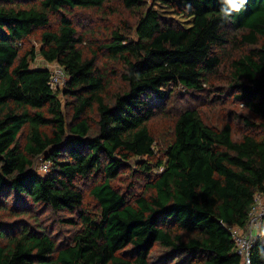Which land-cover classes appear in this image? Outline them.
<instances>
[{"label":"trees","instance_id":"16d2710c","mask_svg":"<svg viewBox=\"0 0 264 264\" xmlns=\"http://www.w3.org/2000/svg\"><path fill=\"white\" fill-rule=\"evenodd\" d=\"M116 1L137 14L135 25L123 22L87 54L69 12ZM220 7L219 0H0V211L35 220L50 210L72 229L57 241L39 221L0 220V264H241L228 227H244L256 195L264 196V0H248L228 19ZM37 29V52L22 49ZM37 53L67 73L62 89L50 87L48 68L30 66ZM169 84L188 93L219 86L218 95L231 93L252 119L237 114L245 132L234 138L231 123L212 126L185 108L154 157L149 123L168 114L144 94L161 95ZM41 155L47 172L35 169ZM127 170L145 176L139 192L112 186ZM84 186L93 214L83 208ZM155 246L165 253L152 261ZM262 252L258 237L251 264H264Z\"/></svg>","mask_w":264,"mask_h":264},{"label":"rangeland","instance_id":"374dc122","mask_svg":"<svg viewBox=\"0 0 264 264\" xmlns=\"http://www.w3.org/2000/svg\"><path fill=\"white\" fill-rule=\"evenodd\" d=\"M147 4L151 5L152 0H147ZM108 6L111 7L108 8ZM154 8L157 9V11L161 14L170 16L169 12H167L168 9L164 8V6L160 3H155ZM69 16L73 20L78 33L83 36L84 42L82 43L81 47L86 51L87 54H90L89 52H91V50H95L104 42L108 41L111 31L118 29V27H123V22H127L133 27L137 19V14L133 13L132 11L124 10L117 1L112 5L106 4L100 9L93 8L71 10L69 12ZM172 17L182 25L187 24L186 21L181 17ZM51 24L52 26L56 24L54 19H51ZM36 31L37 32H35L31 37L26 38L20 44L22 49L29 50L34 48L37 52L40 45V32L38 29ZM98 62L99 64L106 62L103 53H99ZM53 65L54 63L47 64L38 53L30 64V66L33 68L48 67L49 69H51ZM215 84L214 86L217 87L218 85ZM220 89L223 90L222 87H220ZM172 90H174L173 94H171V98H169V94ZM218 91L219 86L218 89H209L208 92L203 91L188 93L186 89L184 90L180 86L175 87L172 84H169L168 86L161 88V95L153 92H146V94H144L145 100L150 104L161 106V104L164 103L166 112L168 114L167 116L162 113L157 114V117L155 116V118L149 123L150 131L155 139V143L153 145L154 157H162L163 150L167 144L171 142L173 137V123L175 117L180 113L181 110H184L185 108H195L203 121L212 126H219L223 121L231 123L234 138L240 137L241 134L245 132V128L242 125L241 120L236 116L239 114L252 119V117L249 116L248 110L243 104L235 102L231 98V93L226 92L225 95L219 96L218 94L220 93H218ZM166 99L168 100L167 103H165ZM63 111L66 120H68L69 110L63 108ZM142 160L145 162L153 161L152 159L149 160L147 157L143 158ZM43 161L44 155L36 157L35 169L38 170V172L41 171L40 165ZM131 172L132 171L127 170L126 172L117 176L111 181L112 186L121 192H125L128 189L129 184H132L130 191L139 192L143 187L145 176L137 172H133L134 174ZM153 172L157 173L158 171ZM87 191L88 188L84 186L83 208L93 214L95 213L96 205L91 197L87 194ZM261 204L264 205V196H261ZM0 220H2L6 225L26 222L32 227L37 226L34 224H39V221L41 225L47 227L48 231L52 232L51 234L55 236L57 241H63L66 236L71 234L70 232L72 231L71 227H64L61 223L55 221V216L52 215L50 210L37 212L35 220L33 217L14 216L9 213V211H0ZM68 229L70 232H68ZM164 253V250H162L159 246H155L150 253L152 261H157L156 259L160 258V256Z\"/></svg>","mask_w":264,"mask_h":264},{"label":"built area","instance_id":"2783aa9c","mask_svg":"<svg viewBox=\"0 0 264 264\" xmlns=\"http://www.w3.org/2000/svg\"><path fill=\"white\" fill-rule=\"evenodd\" d=\"M49 70L51 72L49 79L50 87L54 90L62 89L68 82L67 73L58 63H54L53 67ZM180 87L185 90L184 86L180 85ZM49 165L50 162L48 160H44L40 165V170L43 172L47 171L49 169ZM255 226H264V205L261 204L260 195H256L255 204L252 206V208L249 211V220L247 224L241 228L233 227V226L228 227L230 236L237 248V253L241 257V264H249V259H250V254L248 251L249 233L250 230ZM254 244L252 245V247L254 246Z\"/></svg>","mask_w":264,"mask_h":264},{"label":"clouds","instance_id":"9594fccd","mask_svg":"<svg viewBox=\"0 0 264 264\" xmlns=\"http://www.w3.org/2000/svg\"><path fill=\"white\" fill-rule=\"evenodd\" d=\"M219 2L221 5L219 9L221 17L223 19H228L233 13H239L240 11H242L244 5L248 2V0H219ZM257 237L264 241V226H255L250 230L248 240L249 254L252 245L256 242ZM261 255H264V252H262ZM249 264H251L250 259Z\"/></svg>","mask_w":264,"mask_h":264}]
</instances>
